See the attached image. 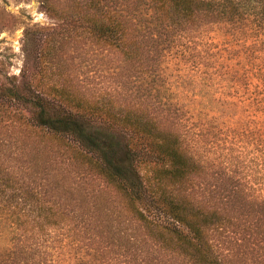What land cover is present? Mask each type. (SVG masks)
<instances>
[{
    "label": "trees",
    "instance_id": "obj_1",
    "mask_svg": "<svg viewBox=\"0 0 264 264\" xmlns=\"http://www.w3.org/2000/svg\"><path fill=\"white\" fill-rule=\"evenodd\" d=\"M85 9L84 27L96 44L151 74L157 60L146 67L145 52H156L161 66L188 34L219 25L245 50L259 80L257 104L264 115V0H87ZM57 49L50 45L44 54L52 57ZM193 67L206 77L202 63ZM36 74L34 81L22 77L0 87V101L27 114L14 112L10 121L28 123L64 146L74 162L114 191L121 211H107L100 219L66 213L50 198L31 217L22 212L34 195L24 191L20 198L17 179L0 165V264H264V172L251 190L231 175V158L229 169H220L225 187L201 200L194 182L206 166L181 130V105H120L111 93L88 98L58 84L54 76L60 73L49 67ZM164 106L175 124L153 113ZM259 157L264 160V150ZM101 205L92 204L97 210ZM235 208L242 209L240 218L250 212L257 218L247 214L236 221ZM227 232L236 245L231 251L219 243Z\"/></svg>",
    "mask_w": 264,
    "mask_h": 264
},
{
    "label": "rangeland",
    "instance_id": "obj_2",
    "mask_svg": "<svg viewBox=\"0 0 264 264\" xmlns=\"http://www.w3.org/2000/svg\"><path fill=\"white\" fill-rule=\"evenodd\" d=\"M86 1L0 0V87L16 84L22 77L34 81L37 70L46 66L60 73L54 81L73 86L88 98L107 92L125 106L176 102L184 109L181 130L206 166L204 174L195 179L196 196L204 200L218 195V187L222 189L226 183L220 169H229L226 163L231 158V175L245 187L256 189L264 172V160L259 157L264 150V115L257 104L259 80L248 66L245 50L219 25H207L179 41L161 66L156 52H145L146 67L157 60L150 68L155 73L140 72L136 64H125L119 52L94 42L84 27ZM50 45L58 48L52 57L44 54ZM183 46L189 47L185 56ZM197 61L205 66L201 69L204 79L193 67ZM165 106L153 113L175 124ZM21 109L0 101V165L17 179L20 198L25 197L24 191L34 195L22 213L34 217L37 206H47L50 198L66 213L100 219L107 211H121L114 191L74 162L64 146L43 137L28 123L10 121L9 116ZM95 201L102 204L98 210L92 206ZM237 209L232 210L236 221L247 214L248 219L257 218L254 212L240 218L242 209ZM130 225L133 230L135 224ZM239 228L234 227L235 233ZM233 238L228 232L223 235L221 248H236ZM104 241L102 245L107 243ZM58 263L73 264L70 260Z\"/></svg>",
    "mask_w": 264,
    "mask_h": 264
}]
</instances>
